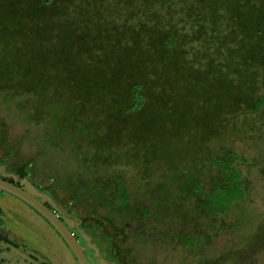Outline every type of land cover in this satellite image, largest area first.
<instances>
[{"label": "rangeland", "instance_id": "obj_1", "mask_svg": "<svg viewBox=\"0 0 264 264\" xmlns=\"http://www.w3.org/2000/svg\"><path fill=\"white\" fill-rule=\"evenodd\" d=\"M2 1L6 5L9 2ZM81 1L75 2L78 7L84 6L85 12L79 14L72 13L74 6L68 4L69 8L72 6L71 12L68 10L72 16L67 18L71 20L68 26L74 41L66 50L76 53L83 72L93 75L95 55H99L101 63L108 58L113 68L120 67L118 45L132 46L133 31H138L136 38L144 56L140 67H145L150 87L145 106L161 104L160 108L170 109L174 100L176 110H181L187 107L184 95L189 98L192 112L200 113L203 107L212 108V102L220 100L222 105L213 111L219 116L211 114V122L220 133L229 136L202 139L195 134L193 124L173 135L174 123L167 117L159 131L147 132L138 156L124 158L126 150L135 145L130 131L133 118L114 117L95 99H80L41 71L44 63L50 66L59 52L52 46L55 38L51 35L57 32L54 30L40 40L42 43H25L20 37L14 44L18 55L12 61L4 56L0 45V177L54 208L76 234L91 264H264V104L259 113H243L242 108L231 105L234 99L230 96L218 99L211 90L203 88L200 95L190 96L187 91V87L197 83H214L220 76L218 67L222 66L214 60L215 48L222 46L221 41L228 43L232 39L230 35L223 37L229 31L230 19L224 16L213 21L210 10L201 8L199 0H101L94 5L96 11L90 8L92 2L88 1L90 7L86 9L85 0ZM189 9L195 12H188ZM221 11L217 8L216 14ZM107 18L112 25H104L108 30L102 28L103 38H96V27ZM157 20L163 25L160 30L167 31L175 23L176 32L185 36L178 47L184 49L183 57L191 66L189 70L186 66L182 69L181 78L176 79L173 72L165 74L154 62L158 60V48L151 40L150 28ZM211 24L217 29L214 35L208 36V31L200 33L201 25L210 29ZM81 29L87 32L83 40L77 38ZM106 34H116L117 38L106 39ZM96 43L103 44V48ZM31 56H35L36 63ZM26 63L33 77L41 68L37 84L46 86L44 95L30 87L32 78L23 69ZM209 65L213 67L197 82L196 69L203 72ZM128 75L123 77L134 80L133 73ZM109 76L110 72L107 80ZM230 76L234 78L235 74ZM261 81L256 80L255 88L249 92L264 95ZM236 90L232 91L235 96ZM108 94V98L113 97ZM68 118L75 127L88 125L89 131L74 141ZM94 129L106 137L110 153H117L112 154L113 159L98 156L99 148L86 136ZM135 130L140 132L138 125ZM152 142L156 143V150L147 161L143 159L147 158L144 149ZM177 144L184 150L182 146L176 149ZM227 148L245 159L236 163L244 184V198L233 201L222 212H204L193 196L186 198V192L182 193L179 187L188 181L191 170L198 168V179L206 193L215 171L211 175L210 165L203 162L205 153H220ZM22 164L27 165L23 177L17 174ZM116 180L126 185L125 204L115 196ZM97 204L93 215L91 208ZM0 209L1 233L17 241L0 239V264H77L62 237L34 208L0 189Z\"/></svg>", "mask_w": 264, "mask_h": 264}, {"label": "trees", "instance_id": "obj_2", "mask_svg": "<svg viewBox=\"0 0 264 264\" xmlns=\"http://www.w3.org/2000/svg\"><path fill=\"white\" fill-rule=\"evenodd\" d=\"M83 1H81V3H84ZM88 1L89 3H93L92 7L89 6ZM98 1L101 2V0H85L86 9L90 7L91 10H98L97 7L94 6ZM199 1L201 8L210 10L213 21L216 17L222 18L224 16L230 19L231 25H228L229 31L223 34V37H228L230 35L232 39L227 40L228 43L221 41L222 46L215 48V54L217 56H214V60L219 61V64L222 66L218 67L220 76L215 79L214 83H210L207 86H201L197 83L187 87V91L189 92V94H187L190 96L193 94L200 95L202 88L204 90L208 89L211 90L218 99L221 96L224 99L229 96L232 97L234 101L231 105H237L240 109L242 108L243 113H259L264 104V95L255 96L249 91L255 88L253 84L256 80H262L261 82L264 83V0ZM75 2L76 0H9L6 5L5 1L3 2L0 0V45L4 47V56H9L11 61L18 55L14 49L15 43H17L20 37L25 43L26 41L27 43H32L33 41L39 43L40 40L42 41L48 37V32L57 31L55 34H50L51 37L55 38L52 46L55 48L57 47L59 50L57 58H54V60L51 59L50 66L44 63L46 60H41V62L44 63V69L39 67L37 75L33 77L30 73L29 63H26L25 66L22 65L28 77L32 78L30 80V87H35L36 90L42 91L43 95L45 94L46 86L37 84L42 71L47 77L55 79V82L59 85H64L69 92L70 90L74 91L80 99H95L98 106L106 107L107 113L114 117H118L119 119L132 117L133 119L131 120L134 122V125L131 126L133 129L130 131L134 135L135 140L133 142L135 145H133V148L126 150L124 158H127L126 155H129V157L138 156L140 150L144 148L141 141L146 140L147 132L154 133L159 131L162 122L167 117L171 118L174 123L172 129L173 135H177L182 128L193 124L197 130L195 134L198 136L200 134V138L202 139L207 140L212 136H216L217 138L229 136L228 134L220 133L219 127L211 122L210 115H216L217 112L213 111H216L217 107L222 105L220 100L212 102L210 105L212 108L203 107L204 109H202L200 113L192 112L191 105L188 104L189 98H185L184 95L183 99L187 107L181 110H176L177 105L174 100V104L170 109L160 108L159 106H161V104L159 106H145L150 87L145 78L147 74L145 72L146 69L144 66L140 67L144 56L140 51L142 45L136 38V34L139 33L138 31H133L132 46H128L127 44L118 45V48L121 47L118 57V61L122 62L120 67L117 65L118 67L116 69L113 68V64L108 62V58L106 59L107 62L106 60H102L103 63H101V61H99L101 60L99 55H95L93 58L96 59V62L92 64L93 68H91V70H93V75L88 76V71L85 70V72H83L82 69H80L76 53L73 50L71 52L70 50H66V47L70 46L74 41L68 26V23L71 21L69 18L72 16L69 14V12H71L70 8L74 6L72 13L77 12L79 14L85 12L83 9L84 6L78 7ZM69 3L72 5L70 8L68 5ZM219 7L222 8L223 11L216 14L217 8ZM188 12L194 13L195 11L189 9ZM4 15L5 17H3ZM103 21L104 20L101 21L102 24L100 23L96 27L98 30V32H96V38L99 39L103 38L101 29L108 30V28L103 26L112 23L108 18L104 24ZM73 22L76 23V19ZM158 22L159 20L150 28L151 40L158 48V53H156L158 62L155 60L154 62L163 69L165 74L167 72H173L176 79L179 77L181 78V76H183L182 69L184 70L186 66L187 70H189L191 66L190 61L185 60V56L183 57V53H185L184 49L178 47V44L182 42L181 39L185 36L176 32L175 23L170 24L169 30L165 31L164 29L160 30V26L163 25H160ZM92 24L94 25L95 23ZM19 27L21 29H19ZM201 27L202 28L199 30L200 33L204 34L208 31V36L210 34L214 35L217 31L212 24L210 29H205L204 25H201ZM16 31L18 35H15ZM122 33L124 32L122 31ZM86 35L87 32L82 30L77 38L83 40ZM109 36L116 37L117 35L106 34V39ZM41 41L40 43H42ZM96 44L99 45L98 43ZM99 46L103 48V44ZM11 50L14 51L13 54H10ZM204 51V54H207V51ZM31 58L33 59L32 61L36 63L35 56H31ZM116 64L118 63H115V65ZM103 65H105L104 68ZM212 67L213 65H209L207 70H203V72H199V69H196L197 73L195 80L200 82L204 78L205 72ZM122 70H124V72ZM0 71H2L1 68ZM108 72H110L109 80L106 79ZM131 73L135 75L134 80L125 79L123 77L126 74L130 76ZM230 74H235L234 78H232ZM184 81H186V78ZM218 81H220L221 84ZM236 81H238L239 84H236ZM184 83V85H186V82ZM50 84H52V82ZM204 84L206 83L204 82ZM234 88H236L238 92L236 96L232 92ZM109 92L113 96H109L110 99L108 98ZM187 94L185 95L187 96ZM234 96L239 99L235 100ZM103 103H105V105H103ZM146 107H148L147 111L144 110ZM137 112H141L144 115L135 117L134 114ZM66 122L71 123L70 130L73 131L71 134H73L74 141L78 140V137L84 135L90 128L86 124L75 127L72 125V119L69 118ZM57 123L60 122L57 121ZM135 125H138L140 132L135 130ZM74 128L77 130H74ZM96 131L97 130L94 129L92 132H89L86 135L87 138L91 140L95 147L99 148L98 156L100 158L105 157V159H113L115 156H112V154L117 156V153H110L106 137ZM155 142L147 145L146 149H144L145 152H147V158L143 159L149 160L148 157L150 154L156 150ZM181 146L177 144L176 149L180 150ZM105 148L109 150L105 152L107 155H105L103 151ZM202 148L203 147L200 149ZM182 150H184L183 146ZM205 154L207 156L204 157L203 162L210 165L211 175L215 171V174L212 175L210 179V186L206 190V193H203L202 182L198 179V168L197 170H191L188 175V181L179 187V189L182 193L186 192V198L193 196L194 202L202 211L208 212L209 209H214L222 212L223 209L228 207L233 201H242L244 198V184L241 179V172L237 169L236 163L240 160L245 161V159L244 157L240 158L235 151L229 148L223 149L220 153L211 154L207 151ZM25 166L27 165L22 164L17 169V174L21 177L25 175L23 169ZM181 171L186 173L185 170ZM114 189L116 190V195H114L118 198L119 203H127L128 195L124 182L116 180ZM45 204L55 211V209L47 203ZM97 207L98 204L92 206L91 210L93 215ZM61 220L63 219L61 218ZM71 231L74 232L73 230Z\"/></svg>", "mask_w": 264, "mask_h": 264}, {"label": "water", "instance_id": "obj_3", "mask_svg": "<svg viewBox=\"0 0 264 264\" xmlns=\"http://www.w3.org/2000/svg\"><path fill=\"white\" fill-rule=\"evenodd\" d=\"M0 189L21 199L29 206L34 208L38 213H40L62 237V239L74 255L77 264H91L75 234L69 229L64 221L61 220L60 216L54 210H52L30 192L1 177Z\"/></svg>", "mask_w": 264, "mask_h": 264}, {"label": "flooded vegetation", "instance_id": "obj_4", "mask_svg": "<svg viewBox=\"0 0 264 264\" xmlns=\"http://www.w3.org/2000/svg\"><path fill=\"white\" fill-rule=\"evenodd\" d=\"M43 203H44V202H43ZM1 230H2V229L0 228V236H1L0 239H1V240L7 241V242H11V243H14V242L17 243V241H16L14 238H11V237H9V236H7V235L2 234V233H1ZM22 245H23V246H26L27 248L32 249L31 247H29V246H28L26 243H24V242L22 243ZM32 250L35 252V253H34V252L32 251L34 254H37V250H35V249H32ZM31 258H32V256H31Z\"/></svg>", "mask_w": 264, "mask_h": 264}]
</instances>
